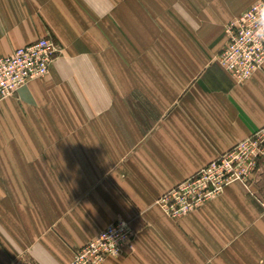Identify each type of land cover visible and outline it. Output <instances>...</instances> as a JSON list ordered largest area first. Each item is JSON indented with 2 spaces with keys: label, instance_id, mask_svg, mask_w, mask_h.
Returning a JSON list of instances; mask_svg holds the SVG:
<instances>
[{
  "label": "crops",
  "instance_id": "1",
  "mask_svg": "<svg viewBox=\"0 0 264 264\" xmlns=\"http://www.w3.org/2000/svg\"><path fill=\"white\" fill-rule=\"evenodd\" d=\"M152 1L0 0V57L47 35L63 48L0 103V264H70L139 215L106 264H264V162L179 218L157 203L264 126V67L238 83L218 62L231 0L188 33Z\"/></svg>",
  "mask_w": 264,
  "mask_h": 264
},
{
  "label": "built area",
  "instance_id": "2",
  "mask_svg": "<svg viewBox=\"0 0 264 264\" xmlns=\"http://www.w3.org/2000/svg\"><path fill=\"white\" fill-rule=\"evenodd\" d=\"M227 42L218 62L238 83L249 80L264 67V0H259L227 25ZM62 47L52 35L0 57V103L31 81L46 77ZM264 162V126L217 159L201 168L158 200L171 217L179 218L199 208L233 183L249 186ZM136 231L126 219H118L84 246L74 250L70 264H106L133 247Z\"/></svg>",
  "mask_w": 264,
  "mask_h": 264
},
{
  "label": "rangeland",
  "instance_id": "3",
  "mask_svg": "<svg viewBox=\"0 0 264 264\" xmlns=\"http://www.w3.org/2000/svg\"><path fill=\"white\" fill-rule=\"evenodd\" d=\"M217 1H224V0H217ZM257 1L259 0H231L229 6H227L226 9L231 14L232 12H234V16L228 18V20L225 23H220V21L223 20L225 17L215 18L216 20L219 19L218 20L219 24L224 25L223 29H225L221 34L216 35L217 43H219V46H221L219 54L222 52L227 42V35H226L227 25L231 23V21L239 17L246 10L244 9V11L241 12L240 15L238 14L239 15L238 16L237 12H235L237 8H241V6H244L245 4H246L245 6L248 5L247 7H249L250 5L254 4ZM210 2H212V0H159V1L156 0V1L148 2V4L151 5L150 8L155 9V10L160 9L162 11V15H160L158 11H156V14L159 16L156 18L157 20H159L160 23L162 24L164 23V25L167 27V32L174 31L172 26L177 24L179 27L176 29V31L178 32L182 31L184 33H188L192 31V28L190 26L193 27L196 25V24H193V19L199 20L200 26H201V32L202 30L205 29V25H207L208 21L206 20L205 17H202V14H203L202 12L211 10ZM142 3L143 2H140L141 5H143ZM203 20H204V23H203ZM138 217L141 219L140 224H139L140 226L144 223V219L140 215ZM130 222L132 223V226L134 227L136 231V236H137V233H138L137 228L139 226H135V224L132 221Z\"/></svg>",
  "mask_w": 264,
  "mask_h": 264
}]
</instances>
